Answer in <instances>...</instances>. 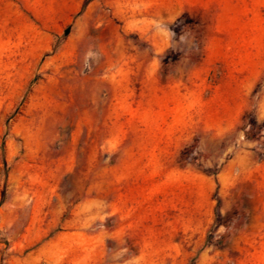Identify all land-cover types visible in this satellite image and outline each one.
I'll list each match as a JSON object with an SVG mask.
<instances>
[{"label": "rangeland", "instance_id": "1", "mask_svg": "<svg viewBox=\"0 0 264 264\" xmlns=\"http://www.w3.org/2000/svg\"><path fill=\"white\" fill-rule=\"evenodd\" d=\"M241 10L263 36L264 0H0V264H264Z\"/></svg>", "mask_w": 264, "mask_h": 264}, {"label": "crops", "instance_id": "2", "mask_svg": "<svg viewBox=\"0 0 264 264\" xmlns=\"http://www.w3.org/2000/svg\"><path fill=\"white\" fill-rule=\"evenodd\" d=\"M222 32L225 36L218 38L217 43L226 85L242 87L252 83L264 64V34L262 36L258 19L254 15L246 18L244 10L230 13ZM211 56L210 52L208 58Z\"/></svg>", "mask_w": 264, "mask_h": 264}, {"label": "water", "instance_id": "3", "mask_svg": "<svg viewBox=\"0 0 264 264\" xmlns=\"http://www.w3.org/2000/svg\"><path fill=\"white\" fill-rule=\"evenodd\" d=\"M68 31H69V27L65 29L64 33L66 34V33H68Z\"/></svg>", "mask_w": 264, "mask_h": 264}, {"label": "trees", "instance_id": "4", "mask_svg": "<svg viewBox=\"0 0 264 264\" xmlns=\"http://www.w3.org/2000/svg\"><path fill=\"white\" fill-rule=\"evenodd\" d=\"M3 200V199H2Z\"/></svg>", "mask_w": 264, "mask_h": 264}]
</instances>
